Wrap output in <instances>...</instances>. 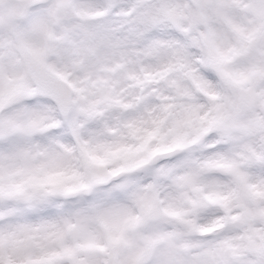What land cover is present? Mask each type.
Segmentation results:
<instances>
[{
    "label": "snow or ice",
    "instance_id": "1",
    "mask_svg": "<svg viewBox=\"0 0 264 264\" xmlns=\"http://www.w3.org/2000/svg\"><path fill=\"white\" fill-rule=\"evenodd\" d=\"M0 264H264V0H0Z\"/></svg>",
    "mask_w": 264,
    "mask_h": 264
}]
</instances>
